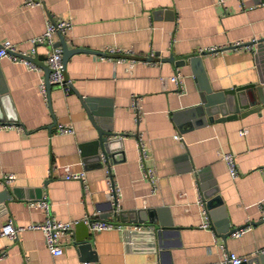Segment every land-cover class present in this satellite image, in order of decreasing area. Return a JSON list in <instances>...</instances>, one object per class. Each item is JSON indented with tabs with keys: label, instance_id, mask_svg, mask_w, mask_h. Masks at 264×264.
Here are the masks:
<instances>
[{
	"label": "crops",
	"instance_id": "crops-1",
	"mask_svg": "<svg viewBox=\"0 0 264 264\" xmlns=\"http://www.w3.org/2000/svg\"><path fill=\"white\" fill-rule=\"evenodd\" d=\"M40 1L23 6L21 0H0V40L9 38L32 55L29 37L42 32L49 14L71 20L63 37L69 47L82 49L65 59L70 90L51 83L46 99L38 89L44 69L0 57L7 88L0 100V173H15L7 186L0 184V228L7 219L25 225L46 216L47 210L29 205L28 198H45L49 213L58 219L108 213L101 217L121 222L114 228L89 229L86 253L76 240L83 228L75 224L60 234L63 250L58 254L49 251L37 228L17 230L12 237L0 234V264H220L222 252L214 237L239 255L263 248L264 40L250 47L230 44L264 35V0ZM58 39L56 31L53 43ZM107 46L157 58L135 57L129 67L126 56L112 60L98 55ZM209 46L217 48L207 50ZM49 47L38 43L34 52L45 57ZM192 54L200 59L191 62ZM173 72L181 75L180 87L170 77ZM205 82L212 91L253 83L259 94L255 104L236 116L218 114L198 124L197 114L188 115L200 103ZM133 94L137 111L130 105ZM81 96L99 98V107L110 112L109 124L119 137L110 169L105 163L82 161L78 145L97 131ZM14 115L16 120L7 118ZM62 121L70 122L75 132L57 133L55 125ZM178 123L184 124L182 130ZM241 127L247 128L243 134ZM139 139L148 149L144 163L153 164L158 175L155 190L143 175ZM222 150L234 154L235 177ZM63 163L84 167L87 187L65 178ZM109 174L120 188L117 207L108 194ZM199 174L218 185L223 211L215 213V220L200 198ZM118 209L125 220L116 217ZM224 216L229 226L245 223L239 235L229 232L222 238L215 227L200 225L206 218L210 224ZM135 217L140 224H129Z\"/></svg>",
	"mask_w": 264,
	"mask_h": 264
},
{
	"label": "built area",
	"instance_id": "built-area-1",
	"mask_svg": "<svg viewBox=\"0 0 264 264\" xmlns=\"http://www.w3.org/2000/svg\"><path fill=\"white\" fill-rule=\"evenodd\" d=\"M223 0H213V2L216 3H222ZM21 4L24 5H41L40 0H21ZM44 29L41 33L32 35L29 37V41L32 44V53H34L36 49V44L38 43H46L50 47L46 53L45 61L48 63V66L50 67V71L48 73V81L50 83H54L62 87L64 92H68L70 90V79L64 77L63 72V60H62V47L61 45H55L53 43V34L56 31L64 32L71 28V20L66 17H60L59 18H53L51 15H46L45 21H44ZM251 40H256L257 36L254 35L251 37ZM242 40H236V42H233L232 46L241 45ZM250 47V44H244ZM216 46H209L207 47V50H214L216 49ZM106 53H113V52H123L131 54V50L129 49H121L117 46H107L103 49ZM152 53V52H151ZM27 53L22 52L18 44L11 41L9 38L7 39H1L0 40V57H9L14 61H20L26 64L29 68L35 69L37 71L41 70V66L34 61H31L26 56ZM31 53H28V55ZM101 56H105L108 59H115L120 60L121 57L119 56H111L110 54H99ZM136 59L134 57L129 58L128 65L131 67ZM171 79L175 82V84L180 87V78L181 75H179L178 72H173L170 74ZM38 89L39 92L44 96L46 99V78L44 76H39V83H38ZM131 108L134 109V111L138 110V103H137V95L133 94L131 98ZM0 125L2 123L0 122ZM55 131L57 133L62 132H68L73 133L74 128L73 125L70 122H57L55 125ZM247 131L246 127L239 128L240 133H245ZM177 138H182V134H176ZM139 160L140 164L142 165L143 169V175L147 178V180L151 183V190H155L157 187V178L158 175L156 173L155 166L153 164H145L144 160L148 157V149L147 146L144 145V143L139 139ZM221 157L227 162L229 172L232 177H235L237 172L236 162L234 161V154L233 152L229 150H222L220 153ZM62 169V173L65 178H75L78 179L84 187H87L86 183V176H85V168L81 167L79 169L73 168L70 163H63L60 167ZM51 168H49L50 171ZM15 177V173L13 171H3L0 173V184L2 185H8L11 180ZM106 183H108V191L111 194L112 197L115 200L116 207H117V197L120 193V188L118 184L113 183L112 178L109 175L106 177ZM29 205H35L42 207L44 210H47L46 216L40 220V221H31L28 224L21 225V224H15L13 220L7 219L6 222L1 226L0 228V234L6 235L9 237H12L16 233L17 230L22 229H29V228H37L41 231L42 237L44 238L45 246L49 249L50 252L58 254L61 253L63 250L62 245L59 243V236L61 233L64 232V230H67L71 228L79 219H58L52 216L49 211V202L45 198H28L27 200ZM117 208H115L116 211ZM205 211L203 210V213ZM81 219H84V221L88 224V228L92 231L100 230V229H108V228H114L117 226H120V222H115L111 220L110 218H105L101 216H96L93 214H84ZM202 227L209 226V219L206 218L205 221L201 222L200 224ZM246 225H241V227L235 228L230 233L233 235H239L241 233V230ZM131 229V228H129ZM214 244H216L219 249L222 252V257L220 258V264H239L242 259L246 258L247 255L244 254H237L233 250H229L224 242H219L216 240V237H214L213 240ZM259 250H264L263 248H259ZM259 250L257 252H259ZM4 251H0V255H3ZM86 264L89 262L86 261Z\"/></svg>",
	"mask_w": 264,
	"mask_h": 264
},
{
	"label": "water",
	"instance_id": "water-1",
	"mask_svg": "<svg viewBox=\"0 0 264 264\" xmlns=\"http://www.w3.org/2000/svg\"><path fill=\"white\" fill-rule=\"evenodd\" d=\"M255 1H260V0H255ZM59 33V39L54 42L55 45H61L62 47V60H63V72H64V77H66L65 74V62L66 58L72 51H76L78 49H82L81 46L78 47H69L68 44L65 42V39L63 37V34L61 31H57ZM264 40V35L257 37L256 40H248V41H243L242 44H253L254 41H263ZM232 46V44H230ZM99 54H110L111 56L113 55H118V56H126L128 58L131 57H136V58H145V59H155L157 58L156 55L149 54L148 56H139L136 54H127V53H121V52H113V53H106L104 51H97ZM27 58H29L31 61H34L35 63L39 64L42 69H44V78H46V96H48V88L49 85L51 84L48 81V73L50 71V67L48 66V63L46 61H42L43 58H46L44 55L37 54L34 52L32 55L26 54ZM190 57L191 62L199 60L200 57L199 55L192 54ZM169 60L175 61V63H178V60L174 59L172 55L166 56ZM165 58V59H166ZM183 61V59H182ZM181 61V62H182ZM194 72L196 73L197 68H194ZM199 78V77H198ZM71 85V84H70ZM201 88V99L200 103L196 106L193 107V109H189L191 113L188 115L191 116L193 114H197L198 118L194 120V123L202 124L203 122L207 120H212L214 117H217L216 115L219 114L220 117H224L223 115L226 116H236L238 112H241L242 110L248 108L249 106H252L255 104V101L257 100V92L258 87H254L253 83H247V84H241V85H233V86H228L226 88H222L219 91H212L210 88V85L208 83H202ZM6 85L4 80L2 79V74L0 71V100L5 99L7 96L6 94ZM75 91V90H74ZM77 95H81L77 91H75ZM82 99V104L83 107L93 125L95 128L96 136L89 138L87 140L80 141L78 147L80 148V154L82 155V161L87 163V162H92L93 165L98 166V165H107L108 169H110V162L112 161V156L115 151L113 149V145H117L119 141V137L116 136V133L111 129V126L109 124L110 122V112L104 111L102 108L99 107V105L96 103L97 101H100L99 98H93L90 96H81ZM259 99H261L259 95ZM187 116V115H186ZM12 120H16L17 116H9L7 117ZM174 118L176 120H181L180 115L178 113H174ZM1 120V119H0ZM4 122V121H0ZM180 122V121H179ZM182 123H178V128L180 130L183 129ZM124 134V133H121ZM199 180H200V198L202 199V202L204 206L206 207V210L208 214L212 217V220H215V213L217 211H223V206H222V198L220 197L218 193V185L216 184L215 180L212 178L203 179V176L201 174L198 175ZM110 196V193H108ZM112 195V193H111ZM123 211L122 209L117 210V215L116 217L120 218L121 220H125L124 214H122ZM108 213H102L99 214L101 216H105ZM207 214V215H208ZM208 215V216H209ZM130 221H128L129 224L131 225H138L137 220H140L139 218H129ZM121 222L120 220H117ZM115 221V222H117ZM151 225L150 223H148ZM229 219L228 217H223L219 222L213 221V223H210L209 225L211 228H216L217 234L221 236L222 238H225L226 235L234 230L237 227L234 226H229ZM245 223H242L243 225ZM75 226H81L83 228L82 232L80 235L76 237V240L78 242V248L81 250L82 253H86V249L90 248L91 241L88 239L89 235V228L88 224L84 221V219H79L76 223ZM153 228H157L155 225H151ZM241 227V226H240ZM130 232L129 234H132L133 232L130 231L128 228L127 230ZM93 252V251H92ZM88 253V252H87ZM89 255V254H88ZM239 264H264V250H259V252L253 253L246 258L242 259V261Z\"/></svg>",
	"mask_w": 264,
	"mask_h": 264
}]
</instances>
